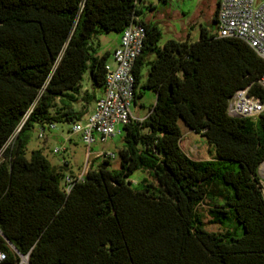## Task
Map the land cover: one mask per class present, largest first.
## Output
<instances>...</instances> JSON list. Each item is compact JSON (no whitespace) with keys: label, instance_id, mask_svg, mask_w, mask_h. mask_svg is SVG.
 Segmentation results:
<instances>
[{"label":"trees","instance_id":"obj_1","mask_svg":"<svg viewBox=\"0 0 264 264\" xmlns=\"http://www.w3.org/2000/svg\"><path fill=\"white\" fill-rule=\"evenodd\" d=\"M152 8L147 0H0L1 264H18L19 255L30 264H264V113L226 114L236 90L263 96L256 80L264 61L203 26L195 41L160 46L159 27L142 16ZM135 17L145 36L133 102L140 88L155 101L123 126L119 166L89 164L66 193L59 176L72 173L67 161L55 168L41 149L27 154L29 133L81 120L74 104L96 98L80 80L87 72L102 88L109 56L92 37L120 33ZM178 121L205 138L213 158L181 150ZM135 171L147 175L134 185ZM204 216L217 230L205 228Z\"/></svg>","mask_w":264,"mask_h":264},{"label":"built area","instance_id":"obj_2","mask_svg":"<svg viewBox=\"0 0 264 264\" xmlns=\"http://www.w3.org/2000/svg\"><path fill=\"white\" fill-rule=\"evenodd\" d=\"M134 20L120 31L119 43L111 52V63L106 61L104 64L102 93L96 97L91 113L84 119L70 123L62 143L52 147L53 153L65 152V143L76 134L86 146V158L90 153L96 157L113 158L114 152H93L90 146L105 143L121 134L123 126L131 120L143 119L133 116L130 110L135 87L132 68L145 36L144 26L138 18ZM215 25L217 36L238 39L264 61V0H218ZM256 84L263 96L250 94L248 87L236 90L227 100L228 116L255 119L264 113V70ZM52 129H56L54 123L48 124L46 128L38 127V138H44L46 130ZM62 162H66L65 158H62ZM86 170L84 166L79 172H66L62 177V190L68 193L75 183L82 182ZM19 257L21 262L25 261V256ZM4 259L5 253L0 250V264Z\"/></svg>","mask_w":264,"mask_h":264},{"label":"rangeland","instance_id":"obj_3","mask_svg":"<svg viewBox=\"0 0 264 264\" xmlns=\"http://www.w3.org/2000/svg\"><path fill=\"white\" fill-rule=\"evenodd\" d=\"M153 4L152 9H143V18H148L150 22L156 24L161 31L160 44L166 39L177 38L176 36H183L190 41L198 39L200 26L205 27L209 32L216 33V25L213 22V15L216 7L217 0H167L160 2L157 0H149ZM116 32L109 31L99 33L92 37V42L98 43V53L102 52L106 48H110L113 44V38L116 36ZM177 34V35H176ZM83 87L88 88V92L94 90V93L100 91L99 86H95L88 78V73L85 72L80 80ZM154 101V95L151 90L141 88V96L136 99L135 103H132L130 110L134 116L145 117L149 112V107ZM182 136L179 142L181 150L187 154L190 158L195 160L211 159L214 157L213 148L209 145L205 138L197 133L189 130L181 121H178ZM60 127L65 128L69 124H58ZM38 127L30 131L26 144V153L28 154L31 149L39 148L42 153L51 161L58 162L62 157L66 158L70 162V166H73L75 170L88 167L89 161L93 153L86 158V146L78 142V136L73 135L72 141L66 142L67 151L55 154L51 151L52 146L59 145L60 141L56 137H48L47 141L44 138H38ZM49 131L46 130L45 135H49ZM123 134L115 135L105 143H95L90 146V150L96 151H112L114 157L109 159L108 168H116L119 163L117 150L123 145ZM73 141H75L73 143ZM103 157H99L101 160ZM87 162V163H86ZM65 171V170H64ZM261 179L262 192L264 195V172L257 171ZM147 174L141 171H135L130 180L135 185ZM59 182L62 184L63 178L59 176ZM205 207V205H201ZM205 228L208 230H217V225L208 222V216H204ZM18 264H25L24 261H18Z\"/></svg>","mask_w":264,"mask_h":264},{"label":"crops","instance_id":"obj_4","mask_svg":"<svg viewBox=\"0 0 264 264\" xmlns=\"http://www.w3.org/2000/svg\"><path fill=\"white\" fill-rule=\"evenodd\" d=\"M147 1H149V0H147ZM150 2V1H149ZM151 4H152V2H150ZM153 5V4H152ZM143 20H145V21H150V20H148V18H143ZM177 35V34H176ZM177 38H169V39H175V40H185V39H187V38H184L183 36H179V35H177L176 36ZM168 39H166L165 41H167ZM164 41V42H165ZM160 42V41H159ZM164 42L163 43H159V45L160 46H162L163 44H164ZM118 43H119V33H117L116 34V36L113 38V44H112V46L110 47V48H106V49H104L102 52H100V53H98V54H102L104 51H108L109 52V56H108V58H107V62H109V63H111V58H110V56H111V52L113 51V49L118 45ZM154 57H155V55L154 54H152V53H150V54H147V55H145L144 57H143V65H142V69H141V71H142V75H143V78L141 79V81H140V85L141 84H143L144 82H145V79H146V75H147V72H148V65H147V62H149V61H151V60H153L154 59ZM84 90H86V91H88V88H85V87H83L82 88V91H84ZM140 91H141V88H140ZM153 92V91H152ZM91 93H93L94 95H95V98L96 97H98V96H100L101 95V93H102V88H100V91L98 92V93H94V90L93 91H91ZM153 95H154V101H155V93L153 92ZM154 101H153V103H154ZM132 103H135V102H132ZM152 103V104H153ZM93 104H94V100H92L90 103L88 102V103H85V105L83 104V102L81 101V100H79L76 104H74V109H76V110H79V109H83L84 110V114H83V116H82V118L81 119H84L88 114H90L91 113V111H92V109H93ZM151 104V105H152ZM150 105V106H151ZM132 113V112H131ZM133 115V114H132ZM134 116V115H133ZM135 117H137V116H135ZM139 118H142V117H139ZM68 128H69V126H66L65 128H63V127H60L59 125H57L56 126V129H52V130H50L49 131V135H47V136H45V141H47V138L48 137H56L59 141H60V144L62 143V139H63V137L65 136V134H66V132H67V130H68ZM76 135V134H75ZM73 136V135H72ZM72 136L70 137V140L72 141ZM76 136H78V142H81V144L82 145H84L83 144V142L81 141V139H80V137H79V135H76ZM70 142V141H69ZM75 141H73V143H74ZM76 143V142H75ZM54 146H56V145H54ZM54 146H52V147H54ZM65 147H66V150H65V152L67 151V145H66V143H65ZM62 158H64V157H62ZM62 158H60L59 160H58V162H51L48 158V161L50 162V164L53 166V167H55V168H58L60 165H61V163H62ZM98 158L99 157H96L95 155H92V157H91V160L89 161V164H91L93 167H95V166H97V164L98 163H100L101 161H102V158H101V160H98ZM66 159V158H65ZM66 161H67V169H68V171H71L72 173H76V172H79V171H81V169H77V170H75L74 169V167L73 166H70V162H69V160H67L66 159ZM119 166V163H118V165H117V167ZM88 167H89V165H88ZM88 167H86V168H88ZM116 167V168H117ZM83 169V168H82Z\"/></svg>","mask_w":264,"mask_h":264},{"label":"water","instance_id":"obj_5","mask_svg":"<svg viewBox=\"0 0 264 264\" xmlns=\"http://www.w3.org/2000/svg\"><path fill=\"white\" fill-rule=\"evenodd\" d=\"M259 166V165H258ZM257 171H258V168H257ZM8 243H10V242H8ZM26 257V256H25ZM25 264H30L28 261H27V257L25 258Z\"/></svg>","mask_w":264,"mask_h":264}]
</instances>
